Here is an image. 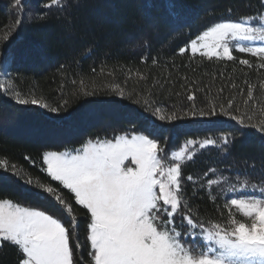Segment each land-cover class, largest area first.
Segmentation results:
<instances>
[{"label":"snow or ice","instance_id":"obj_1","mask_svg":"<svg viewBox=\"0 0 264 264\" xmlns=\"http://www.w3.org/2000/svg\"><path fill=\"white\" fill-rule=\"evenodd\" d=\"M259 3L264 9V0ZM13 6L18 18L13 29L0 36V65L3 66L0 75L6 77L0 82V96L19 106H38L60 113L67 109L68 99L50 106L46 98L37 97L34 90L25 92L15 86L16 77L12 74L15 69L9 70L15 57L6 49L25 23L26 0H13ZM54 6L64 10L71 4L70 0H44L41 5L44 9ZM170 14L178 15L174 7ZM227 14L231 17V7ZM46 16L41 12L28 19L44 21ZM189 50L191 58L199 54L208 61L238 62L248 69L264 70V11L236 19L222 18L210 24L181 47L179 55ZM234 52L256 58L255 63L238 58ZM149 58L153 65L158 63L149 56L143 60ZM100 71L103 74L105 68ZM107 74L115 77L112 70ZM132 75V70L127 69L123 86L114 81L98 86L94 78L90 81L84 77L79 81L73 79L72 85L78 84V87H74L71 94L90 97L102 93L130 99L141 105L144 112L169 123L185 119L215 123L223 117L238 127L215 138L187 139L179 150L168 151L169 138L162 139L161 127L145 118L143 132L125 131L110 138L89 139L74 151H45L42 162L46 167L41 171L52 181L59 182L62 188L34 180L16 164L0 158V170L10 172L28 191L38 189L33 193L35 197L52 202L49 212L22 206L12 199H0V250L14 247L16 264H264V178L253 182L245 174L230 178L220 172L217 176L218 169L209 168L204 173L206 179L198 180L193 175L185 177L182 171L186 163L194 160L197 149L215 147L227 151L237 131L243 134V130L252 129L264 140V100L254 96L257 86L244 81L247 92L242 102L243 111L235 95L206 100L198 107L196 92L205 91L207 85L193 91L197 83L193 80L185 88L190 103L169 109L155 98H143L135 89L126 92ZM135 76L138 82L148 80L139 71ZM157 85L164 88L163 83L153 79L152 85L145 89L148 95L154 96L152 90ZM259 87L264 91V80ZM230 88L237 89L238 85L232 82ZM64 89L62 80L58 94L63 96ZM219 91L223 93L224 89ZM239 93L243 94L244 89H239ZM250 104L251 111L248 110ZM141 115L137 113L136 118ZM188 182L192 184L191 195L186 188ZM62 189L69 190L74 195L75 205L87 211L86 239L90 245L87 260L77 255L81 248L77 212ZM200 191L206 192L214 206L211 216L203 214L195 204ZM221 198L223 203L218 204Z\"/></svg>","mask_w":264,"mask_h":264},{"label":"trees","instance_id":"obj_2","mask_svg":"<svg viewBox=\"0 0 264 264\" xmlns=\"http://www.w3.org/2000/svg\"><path fill=\"white\" fill-rule=\"evenodd\" d=\"M43 2L26 0L25 23L6 49L15 57L9 70L15 69L12 74L18 89L34 90V94L46 98L50 106H56L62 99H68L69 105L60 113H51L38 106H19L0 96V158L16 164L34 180L62 188L59 182L52 181L41 171L46 167L42 162L45 151L75 150L89 139L110 138L125 131L143 132L145 118L161 127L162 139L169 138L168 151L181 148L187 139L215 138L235 126V122L223 117L215 123L192 119L173 123L159 121L150 112H144L141 105L112 94L75 97L71 93L78 84L72 85L73 79L79 81L84 77L90 81L94 78L98 86L113 81L123 86L126 71L131 69L133 75L127 81L126 92L135 89L143 98H155L169 109L173 105L180 107L190 103L185 88L193 80L197 82L193 91L207 85L205 91L196 92L198 107L206 100L235 95L243 111L242 102L247 92L245 80L257 86L254 90L257 100H264V91L259 87L264 80V70L248 69L238 62L208 61L199 54L191 58L190 50L179 55V49L210 24L222 18L236 19L264 11L259 0H70L71 6L64 10L55 6L44 9L41 7ZM173 7L178 15L170 14ZM229 7L232 8L231 17L227 14ZM41 12L47 14L44 21L28 19ZM17 18L13 0H0V36L13 29ZM233 54L255 63L256 58L247 54ZM145 56L156 58L158 63L153 65L151 58L144 61ZM102 67L105 68L103 74ZM109 70L115 72V77L107 74ZM136 71L146 75L147 82H138ZM153 79L163 83L164 88L157 85L152 90L154 96H150L145 89L152 85ZM62 80L65 82L63 96L57 92ZM232 82L238 85L237 89L230 88ZM221 88L223 93L219 91ZM241 88L243 94L239 93ZM177 92L181 95L176 96ZM248 110L251 111V104ZM137 113L142 114L139 119ZM197 153L193 161L183 166L185 177L193 175L198 180L206 179L204 173L209 168H217V176L220 172L230 178L245 174L253 182L264 178V140L255 130L245 129L243 134L237 131L236 139L227 151L210 147L197 149ZM186 188L191 195V182ZM35 191L38 189L28 191L10 172L0 170V199H12L22 206L51 212L52 202L35 197ZM62 191L77 212L81 245L77 255H83L87 260L90 248L86 239L87 211L75 205L74 195L69 190ZM217 203L222 204L223 198ZM195 204L203 214H214V206L205 191H200ZM0 264H16L14 247L6 246L0 250Z\"/></svg>","mask_w":264,"mask_h":264},{"label":"rangeland","instance_id":"obj_3","mask_svg":"<svg viewBox=\"0 0 264 264\" xmlns=\"http://www.w3.org/2000/svg\"><path fill=\"white\" fill-rule=\"evenodd\" d=\"M202 33V32H201ZM200 33V34H201ZM0 72H3V66H0ZM10 67V66H9ZM6 79V77H4L3 75H0V82H3ZM180 149V148H179ZM177 149V150H179ZM64 151H74V150H64ZM176 151V150H175Z\"/></svg>","mask_w":264,"mask_h":264}]
</instances>
